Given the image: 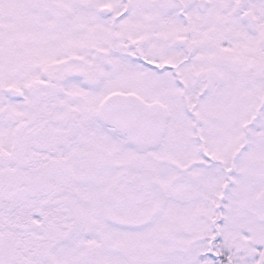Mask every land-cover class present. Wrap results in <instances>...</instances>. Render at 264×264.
I'll return each instance as SVG.
<instances>
[{
    "label": "snow or ice",
    "instance_id": "6c2138e0",
    "mask_svg": "<svg viewBox=\"0 0 264 264\" xmlns=\"http://www.w3.org/2000/svg\"><path fill=\"white\" fill-rule=\"evenodd\" d=\"M0 264H264V0H0Z\"/></svg>",
    "mask_w": 264,
    "mask_h": 264
}]
</instances>
